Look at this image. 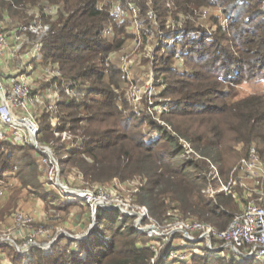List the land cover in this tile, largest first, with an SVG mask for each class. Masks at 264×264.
Listing matches in <instances>:
<instances>
[{
  "label": "trees",
  "instance_id": "1",
  "mask_svg": "<svg viewBox=\"0 0 264 264\" xmlns=\"http://www.w3.org/2000/svg\"><path fill=\"white\" fill-rule=\"evenodd\" d=\"M110 1L104 5L103 0H0V26L12 20L27 23L39 10L38 18L48 30L37 57L44 55L61 74L48 81L58 94L57 99L48 98L54 100L56 111L48 126L39 121L45 110L39 109L37 141L50 147L61 174L74 171L86 183L140 177L135 202L146 206L155 219L196 217L224 229L234 213V193H217L218 204L226 210L222 212L214 203L203 204L201 190L212 182V165L221 181L228 182L251 145L264 160V94L235 97L243 80L264 79V0H173L172 10L165 0H154L161 22L183 14L185 31L174 46L163 45L154 55V86L162 89L152 98L165 101L151 104L143 97L145 106L137 109L129 104L116 55L124 42L123 30L114 27L112 35L103 33L113 24L107 9ZM45 4L57 6L56 13L46 16L41 10ZM210 4L230 15L224 26L213 15L198 21L194 9ZM177 51L183 55L181 67L172 66ZM67 81L72 83L71 94L65 90ZM163 104L167 108L158 116L164 124L155 118ZM48 132L55 137L53 144L46 142ZM64 132L69 137L63 138ZM185 143L192 154L186 153ZM40 156L29 145L0 141V178L17 177L23 187L36 191L44 170ZM40 196L58 201L53 206L64 211L76 203L64 200L59 192ZM258 202L264 206V199ZM95 216L97 225L85 238L60 236L50 251L32 247L25 254L0 243V253L6 252L10 264H152L155 253L150 245H161L157 259L170 245L164 237L138 231L134 217L119 209L98 207ZM177 236L182 234L174 233L173 243ZM191 261L263 264L218 255L194 256Z\"/></svg>",
  "mask_w": 264,
  "mask_h": 264
},
{
  "label": "built area",
  "instance_id": "2",
  "mask_svg": "<svg viewBox=\"0 0 264 264\" xmlns=\"http://www.w3.org/2000/svg\"><path fill=\"white\" fill-rule=\"evenodd\" d=\"M153 2L154 0H111L107 9L113 24L107 25L103 30L105 35H112L114 27H123L122 29L127 30L128 33L133 35L135 42L139 41L138 44H135L134 48L143 47L142 42L144 41L146 50L150 51L148 62L151 66L155 63L156 57L154 55L160 47L163 45L169 47L174 46L183 35L185 29L182 26L186 18L183 14H180L177 17H168L164 22H161V18L155 10ZM103 4L107 5L106 0H103ZM142 5L145 7L143 11ZM165 6L170 10L175 7L173 0H165ZM41 10L46 16H52L56 13L57 6L45 4L41 6ZM38 12V9L33 12L35 18L31 21L27 23H14V26L9 31L0 32V59L5 57L7 61L9 59L11 60L14 57V49L19 48L21 44L31 45L33 42L25 36L28 32L35 37V41L31 47L30 57L32 62L36 59L42 46L41 40L48 30V25L40 22ZM194 14L197 16L198 21L201 22L210 15L219 17L220 23L223 26L230 16L224 13L222 7L218 4H210L207 7L196 8L194 9ZM118 37H121V34ZM13 43H17V45L14 47ZM21 59L22 57L18 62L19 66L17 68L9 69L5 75L0 72V141H12L20 145H29L38 150L41 153L40 162L44 166L47 181L49 180L50 182H48L54 188H58L68 198H86L94 214L98 207L105 210H114L116 208L124 215L135 216L136 219L133 222V226L138 231L147 233L149 237H164L163 240L170 242V245L166 252L162 254L161 258L157 259L161 245L159 243L150 245V248L155 253L151 259L152 264H163V262H169L167 264H187L185 262L192 256L203 257L218 255L225 257V250H230L236 257L254 259L264 264V206L256 202L249 201L242 205L238 212L232 214L229 223L224 229H218L211 223L203 222L194 217H176L169 222L168 232L163 233V230L160 228L161 226L154 222L144 226L140 222L136 223L139 216L141 218L149 217L146 206H138L140 213L134 214L129 209L128 204L115 198L111 191L104 185H98L94 188L82 187L72 189L58 181L57 174L60 173V167L57 159L51 152L49 146L42 145L37 141L40 127L37 120L38 115L35 113L36 107L37 109L38 107H43L51 110L54 107V100L48 101V98H56V93L52 94L49 91L45 93L46 95H43L41 92L31 93V78L28 74V69L24 67L27 61ZM119 62L121 79L125 81L133 80L130 70L132 64L130 54H120ZM183 63V55L181 52H175L173 55V65L181 67ZM39 67L41 68V73L47 77L58 79L61 76L59 69L50 62L44 65L38 64L37 69ZM154 80L155 73L150 68L148 81L144 89L140 90L137 87L130 88L126 92L128 99H132V101L133 99L137 100L143 95L152 104L151 98L154 95H152ZM71 84L70 81L65 83L67 94L72 93ZM53 85L56 86L55 81ZM166 108L167 105L163 104L159 105L157 110L160 112V110ZM54 121L55 119L53 118L52 122L54 123ZM168 128L170 129L169 126ZM62 137L66 138L69 135L64 132L62 133ZM185 147L187 154L193 153L188 143H185ZM212 169L214 176L219 177L217 168L212 165ZM234 170L239 172L245 180L254 181L256 179H264V161L254 145L248 148L246 156L240 160ZM235 183L236 179L233 177L228 182L221 181L219 191L217 192L212 182H208L201 190L203 204L208 206L214 203L220 207L222 212H226L218 204L216 195L219 192L224 194L232 193L231 189ZM263 197L260 198L264 199ZM12 218L19 225H29L33 220L32 216L25 211H15L12 213ZM149 225H156L159 230H146L145 228ZM176 232H180L185 238V241L180 242L178 245L172 242L173 235ZM49 236L48 229L39 226L33 229L32 232L25 233L26 241L22 246L15 247L20 253H24L34 244V239L37 237L48 238ZM55 238L57 236L52 240ZM202 245L203 249L200 248Z\"/></svg>",
  "mask_w": 264,
  "mask_h": 264
},
{
  "label": "rangeland",
  "instance_id": "3",
  "mask_svg": "<svg viewBox=\"0 0 264 264\" xmlns=\"http://www.w3.org/2000/svg\"><path fill=\"white\" fill-rule=\"evenodd\" d=\"M40 20V19H39ZM40 22H43L40 20ZM14 26V20L10 22H1L0 32H7ZM123 28V27H122ZM123 30L124 42L120 49L119 54L129 53L130 61H131V77L133 80L126 81V92L129 91L132 87H137L138 89H144L146 82L148 81V75L150 73V68L154 71V66H151L148 62V56L150 51L146 50L145 42L143 41V47L134 48L135 44H138L139 41L135 42L133 35L128 33L127 30ZM27 38L34 43L35 37L31 35L29 32L26 33ZM32 43V44H33ZM32 44L30 46H32ZM17 43H13L15 47ZM149 47V46H148ZM146 50H144V49ZM26 50V44H21L19 48L13 50L14 57L11 60H8L7 64L12 66L11 69L17 68L19 65V61L21 58L22 50ZM160 55V51L157 56ZM23 60V59H21ZM27 63L24 65L25 68L28 69V74L31 78L30 90L31 93L41 92L43 95L49 91V93H55L53 88L48 84V81H51L52 78L43 75L40 71V67L37 69L36 64L44 65L48 63L49 59H47L44 55H39L33 63ZM33 65H35L33 67ZM174 67V65H172ZM29 67V68H28ZM25 71V70H24ZM2 74H6L7 71H0ZM5 77V76H4ZM54 86V85H53ZM161 86L158 84L153 87L152 95L157 94L161 91ZM237 93L235 97L240 98L248 93H263L264 94V79L258 77L256 79L247 81L243 80L239 85L236 86ZM49 95V94H48ZM142 95V94H141ZM143 95L140 96L137 100L132 101L129 99V104L132 105L135 109L141 108L143 105ZM58 98V94H56V99ZM142 98V100H141ZM152 101L160 103L161 101H165L163 97H155L151 98ZM140 105V106H139ZM37 109V107H36ZM35 113L39 116V107ZM41 109V119L39 121L43 124L49 126L48 118L50 114H54L56 111V106H54L51 110L44 108ZM152 108H150V112L152 113ZM149 112V110H147ZM145 112V110H144ZM159 111L157 110L155 114V118L161 122H163L160 117ZM38 121V122H39ZM164 123V122H163ZM166 124V123H165ZM167 126L170 127L169 124ZM171 129V127H170ZM49 139L46 141L48 144H53L55 137L51 135L49 132ZM153 133V135H155ZM63 152L60 153V156ZM192 154V153H189ZM41 161V160H40ZM238 161V160H237ZM264 161V160H263ZM237 164V162L235 163ZM236 166V165H235ZM44 168V166L42 167ZM235 168V167H234ZM233 168L234 174L233 178L236 179V183L233 185L231 191L234 193L235 201L233 203V212H238L242 205L246 204L249 201L256 202L260 204L258 201L261 199L260 197L264 196V180L256 179L254 181L245 180L241 177L240 173L235 171ZM47 175H45V170L42 171L39 176L40 186L35 190H31L33 188L23 187L21 182L17 177H9V178H0V243H8L12 246H22V244L26 241L25 233L32 232L36 227H45L48 229L50 236L48 238L37 237L34 239V244L28 249V251L32 247H39L41 249H45V251H50L52 244L54 241L60 236H68L71 239H82L87 237V235L94 229L97 225L96 216L92 212L91 207L88 205L86 198H68L64 197V200H68L70 202L75 201L76 203L72 205L68 210H61L53 205L59 204L58 201L55 200H44L40 194L41 193H52V192H60L58 188H54L52 184L47 181ZM232 176L230 178H232ZM57 180L60 181L63 185H66L69 188H94L98 185L106 186L115 198H118L123 203L129 205V209L132 213H140V209L135 202V192L139 187L138 184L141 181L140 177H135L133 179L120 182L118 180L112 179L104 182L103 184H89L83 181L82 177L75 174L74 171H68L67 173H59L57 174ZM52 182V181H51ZM212 183L214 189L218 192L221 184L220 177L214 176L212 178ZM90 185V186H89ZM93 190V189H91ZM264 198V197H263ZM54 201V202H53ZM172 204V203H171ZM15 211H25L28 212L32 216V222L29 225H19L15 223L12 218V213ZM149 212V211H148ZM171 213V211L169 212ZM168 213V214H169ZM166 215V213H164ZM149 217H142L140 220V224L144 226V224H150L152 222L160 225L163 233L168 232V225L171 220H166L163 218L162 220L155 219L150 213ZM133 222L135 221V216H133ZM166 217V216H165ZM196 218V217H194ZM52 240L54 237H56ZM52 240V241H51ZM185 241L184 236H177L174 243L177 245L180 242ZM50 242V244H49ZM203 249V245L200 246ZM17 250V248L15 247ZM18 251V250H17ZM27 251V252H28ZM19 252V251H18ZM24 252L23 254L27 253ZM20 253V252H19ZM225 258H229L231 256L235 257L230 250L224 251ZM194 257V256H192ZM191 257V258H192ZM191 258L187 260L185 263L192 264ZM0 260H2L3 264H10L9 258L6 256V252L0 253ZM169 262H163V264H167Z\"/></svg>",
  "mask_w": 264,
  "mask_h": 264
},
{
  "label": "crops",
  "instance_id": "4",
  "mask_svg": "<svg viewBox=\"0 0 264 264\" xmlns=\"http://www.w3.org/2000/svg\"><path fill=\"white\" fill-rule=\"evenodd\" d=\"M31 43V42H30ZM32 46H30L29 44L26 45V50H22L23 52L21 53V57L23 60H29V63H33L32 60H31V48ZM10 60V59H9ZM8 61L5 57H2L0 59V71H8L9 69L12 68V66L10 64H7ZM35 65H33L32 68H35L34 67ZM38 64H36V68H37Z\"/></svg>",
  "mask_w": 264,
  "mask_h": 264
},
{
  "label": "water",
  "instance_id": "5",
  "mask_svg": "<svg viewBox=\"0 0 264 264\" xmlns=\"http://www.w3.org/2000/svg\"><path fill=\"white\" fill-rule=\"evenodd\" d=\"M116 209V208H115ZM135 214V213H134ZM141 220V216H139V218L136 220V223H139ZM146 230H149V229H156V230H159V228L156 226V225H149L145 228Z\"/></svg>",
  "mask_w": 264,
  "mask_h": 264
}]
</instances>
